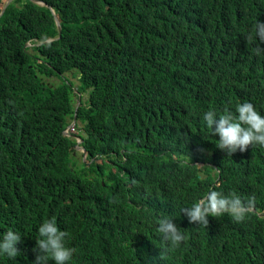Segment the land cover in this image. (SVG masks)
Returning <instances> with one entry per match:
<instances>
[{"label": "trees", "instance_id": "16d2710c", "mask_svg": "<svg viewBox=\"0 0 264 264\" xmlns=\"http://www.w3.org/2000/svg\"><path fill=\"white\" fill-rule=\"evenodd\" d=\"M42 1L59 36L29 0L0 16V232L21 235L0 264H31L46 218L68 232L70 264H264V147L227 154L198 118L245 100L264 115V55L244 37L264 0ZM74 119L80 163L63 135ZM209 188L251 198L245 218L190 224L180 206ZM162 216L177 246L155 233Z\"/></svg>", "mask_w": 264, "mask_h": 264}, {"label": "clouds", "instance_id": "9594fccd", "mask_svg": "<svg viewBox=\"0 0 264 264\" xmlns=\"http://www.w3.org/2000/svg\"><path fill=\"white\" fill-rule=\"evenodd\" d=\"M6 1H1L0 16L12 0L8 3ZM29 1L45 7L47 10L50 9L53 13L52 15L49 10L53 16V20L56 18L53 9L44 1ZM2 9L3 11L1 12ZM220 9L223 11V18L225 10L226 17L230 20L234 19L235 11L228 2H222ZM57 21L59 22L58 19ZM244 37L250 43L253 55H264V48L259 46L260 43H264V22L256 19L251 31L245 33ZM50 40H45L43 43ZM26 44V46H31L28 42ZM50 72L56 74L53 71ZM198 118L203 122V126L208 135L214 134L218 137L215 140L216 147L224 150L227 154L234 153L237 150L243 152L248 145L264 147V115L250 101L245 100L239 102L232 109L221 110L216 107L206 108L198 113ZM75 124L76 119L66 127L63 135L74 141L73 154L78 150L81 153V160L84 162L86 159V150L82 146V136L85 137L86 135L79 133ZM183 163H189V154ZM252 203L251 198L244 200L234 191L224 193L209 188L203 194L195 197L190 206H180L179 213H182L190 224L195 222V224L206 226L208 217L222 216L225 214L229 215L233 221L240 222L245 218ZM259 216L262 215L259 214ZM36 233L39 238L35 240V247L33 249L35 256L31 264H49V262L51 264H70L74 249L67 245L68 232L62 229L55 219H42L36 226ZM155 233L165 245L173 247L185 239V234L181 231V228L174 224L169 216L158 218L155 224ZM20 237L21 235L17 231L10 228L0 232V257L8 259L16 257L19 254L16 244L20 241Z\"/></svg>", "mask_w": 264, "mask_h": 264}, {"label": "rangeland", "instance_id": "374dc122", "mask_svg": "<svg viewBox=\"0 0 264 264\" xmlns=\"http://www.w3.org/2000/svg\"><path fill=\"white\" fill-rule=\"evenodd\" d=\"M5 0H2V2H4ZM44 78V77H43ZM48 84H53V85H55V84H57V83H59V79L57 78V77H55V74L54 73H51V77H46L45 79H44ZM74 156H75V158H76V160L80 163V162H83L82 160H81V153L77 150L75 153H74Z\"/></svg>", "mask_w": 264, "mask_h": 264}, {"label": "water", "instance_id": "95a60500", "mask_svg": "<svg viewBox=\"0 0 264 264\" xmlns=\"http://www.w3.org/2000/svg\"><path fill=\"white\" fill-rule=\"evenodd\" d=\"M10 0H7L6 1V3H8ZM48 8V7H47ZM49 9V8H48ZM50 10V9H49ZM3 11V9L1 10V12ZM50 12H51V14L53 15V13H52V11L50 10ZM54 23H55V26H56V28H57V32H58V34H60V24H59V22L57 21V19L56 18H54ZM27 45V44H26ZM50 71H53V69L52 68H50L49 69ZM53 72H55V71H53ZM56 73V72H55Z\"/></svg>", "mask_w": 264, "mask_h": 264}]
</instances>
